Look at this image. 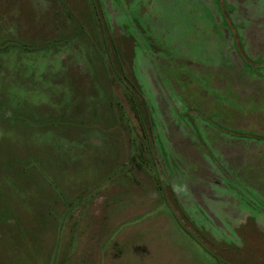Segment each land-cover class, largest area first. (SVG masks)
<instances>
[{"label":"rangeland","instance_id":"rangeland-1","mask_svg":"<svg viewBox=\"0 0 264 264\" xmlns=\"http://www.w3.org/2000/svg\"><path fill=\"white\" fill-rule=\"evenodd\" d=\"M0 264H264V0H0Z\"/></svg>","mask_w":264,"mask_h":264}]
</instances>
